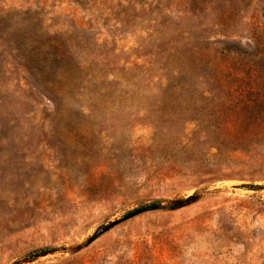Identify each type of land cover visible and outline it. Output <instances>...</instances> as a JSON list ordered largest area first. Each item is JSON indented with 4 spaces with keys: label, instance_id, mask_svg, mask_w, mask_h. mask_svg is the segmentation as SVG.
Listing matches in <instances>:
<instances>
[{
    "label": "rangeland",
    "instance_id": "obj_1",
    "mask_svg": "<svg viewBox=\"0 0 264 264\" xmlns=\"http://www.w3.org/2000/svg\"><path fill=\"white\" fill-rule=\"evenodd\" d=\"M248 185L264 0H0V264H264Z\"/></svg>",
    "mask_w": 264,
    "mask_h": 264
},
{
    "label": "water",
    "instance_id": "obj_2",
    "mask_svg": "<svg viewBox=\"0 0 264 264\" xmlns=\"http://www.w3.org/2000/svg\"><path fill=\"white\" fill-rule=\"evenodd\" d=\"M165 208V206L163 204H155V205H150V206H146L144 208H141L139 210H135L134 212H132L131 214H129L127 217L124 218V220H127V219H131L139 214H142V213H145V212H151V211H156V210H160V209H163ZM123 220V221H124ZM119 222H109L106 230H110L112 229L114 226H116ZM97 235L89 238L87 241H86V245H89L91 243H93L96 239H97ZM63 251H65V249H63ZM60 252V250H56V249H49V250H44L42 252H38L26 259H24L22 262H20V264H26V263H32L42 257H46L48 255H51V254H55V253H58Z\"/></svg>",
    "mask_w": 264,
    "mask_h": 264
},
{
    "label": "trees",
    "instance_id": "obj_3",
    "mask_svg": "<svg viewBox=\"0 0 264 264\" xmlns=\"http://www.w3.org/2000/svg\"><path fill=\"white\" fill-rule=\"evenodd\" d=\"M246 187H248L249 189L254 190V191L264 189V186L248 185V186H246Z\"/></svg>",
    "mask_w": 264,
    "mask_h": 264
}]
</instances>
